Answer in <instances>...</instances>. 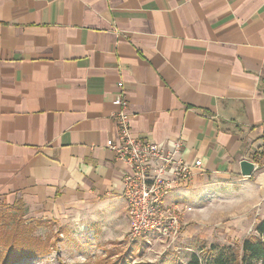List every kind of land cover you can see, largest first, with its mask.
I'll use <instances>...</instances> for the list:
<instances>
[{
  "label": "crops",
  "instance_id": "crops-1",
  "mask_svg": "<svg viewBox=\"0 0 264 264\" xmlns=\"http://www.w3.org/2000/svg\"><path fill=\"white\" fill-rule=\"evenodd\" d=\"M119 82L135 137L202 162L167 203L210 179L264 199V0H0V200L126 238Z\"/></svg>",
  "mask_w": 264,
  "mask_h": 264
},
{
  "label": "rangeland",
  "instance_id": "rangeland-1",
  "mask_svg": "<svg viewBox=\"0 0 264 264\" xmlns=\"http://www.w3.org/2000/svg\"><path fill=\"white\" fill-rule=\"evenodd\" d=\"M189 187L186 195L166 201L178 208L176 235L151 232L131 239L128 232L126 238L107 244L99 243L91 228L73 217L46 219L24 204L0 200V259L5 264H185L192 251L203 254L200 249L212 244L233 245L241 251L244 239L264 218L262 194L220 179ZM9 248L12 253L7 256ZM35 249L41 254L25 255Z\"/></svg>",
  "mask_w": 264,
  "mask_h": 264
},
{
  "label": "built area",
  "instance_id": "built-area-1",
  "mask_svg": "<svg viewBox=\"0 0 264 264\" xmlns=\"http://www.w3.org/2000/svg\"><path fill=\"white\" fill-rule=\"evenodd\" d=\"M118 88L114 100L117 108L113 114L118 142L109 139L107 146L117 159L130 167L122 186L131 222L129 235L136 239L159 232L172 237L178 232V208L167 204L166 198L173 189L190 184L194 176L201 173L202 162L199 159L185 162L181 155L182 141H176L171 149L164 143L135 137L131 128L133 114L129 111L123 82L118 83Z\"/></svg>",
  "mask_w": 264,
  "mask_h": 264
},
{
  "label": "trees",
  "instance_id": "trees-1",
  "mask_svg": "<svg viewBox=\"0 0 264 264\" xmlns=\"http://www.w3.org/2000/svg\"><path fill=\"white\" fill-rule=\"evenodd\" d=\"M204 249L206 248L200 249L203 254L193 251L185 264H253L255 262L264 264V218L258 221L253 234L244 239L241 251H237L233 245L215 244L210 245L206 251H203ZM5 253L7 256L10 255L12 248ZM40 254L41 249H35L29 250L25 255ZM2 263L5 264L6 260Z\"/></svg>",
  "mask_w": 264,
  "mask_h": 264
},
{
  "label": "water",
  "instance_id": "water-1",
  "mask_svg": "<svg viewBox=\"0 0 264 264\" xmlns=\"http://www.w3.org/2000/svg\"><path fill=\"white\" fill-rule=\"evenodd\" d=\"M240 168H241L242 175L245 177H249L255 171L256 166L254 162L248 159H244L240 162Z\"/></svg>",
  "mask_w": 264,
  "mask_h": 264
}]
</instances>
